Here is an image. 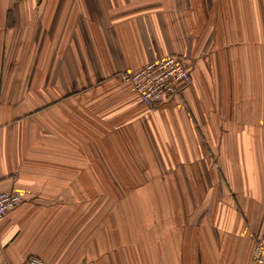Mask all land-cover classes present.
<instances>
[{"label": "crops", "instance_id": "crops-1", "mask_svg": "<svg viewBox=\"0 0 264 264\" xmlns=\"http://www.w3.org/2000/svg\"><path fill=\"white\" fill-rule=\"evenodd\" d=\"M166 55L191 79L149 107L119 72ZM144 169L188 213L162 262L258 264L264 0H0V192L23 198L0 217V264H143L122 199ZM212 194V220H191Z\"/></svg>", "mask_w": 264, "mask_h": 264}, {"label": "rangeland", "instance_id": "rangeland-1", "mask_svg": "<svg viewBox=\"0 0 264 264\" xmlns=\"http://www.w3.org/2000/svg\"><path fill=\"white\" fill-rule=\"evenodd\" d=\"M149 175L150 173L144 169L141 173V177L143 178L142 181L137 183H126L127 196L122 200L126 202V218L128 224L137 223L142 226V229L137 230V235H140L143 238V264H167L166 261L162 262L161 258L166 257L168 248L173 247L174 253H176L178 247L177 244L170 247L168 246L167 242L172 239V237H167L166 234L171 232L167 230V227H172L177 223H183L184 213L175 214L173 210L169 211L165 183L164 186H162L161 183L146 180L147 178H150ZM139 187L142 189V195L139 196L137 192L138 196L136 198H132L134 191H136L135 189ZM197 189L199 190V193H205V191H203L198 184ZM206 193L208 194L209 191H206ZM199 198L198 200H200ZM194 202L196 204L193 206L194 208L191 206H187L185 208L186 210L196 211L195 214L191 215V218L193 217L191 220L196 221L198 219L199 214L197 211L201 208H205L206 213L203 216H205L206 220H212L213 213H210L209 210H213L214 204L216 203V200L213 198V194L212 197L207 195L206 201L204 200L205 203L198 204L197 200ZM174 206H176L178 210L180 209L179 204H175ZM176 207L174 208L175 211ZM186 214L188 216V213ZM200 216L203 217L202 215ZM153 223H157V227L160 229H152ZM157 232L158 235H156ZM129 233L130 231L128 230V234ZM154 238H158L159 243L157 245L153 244L152 246L151 242L155 241ZM131 249L132 247H128V250ZM132 255L133 254L128 253V259L132 257ZM151 257L153 259L155 258L157 262H151ZM176 257L177 255L175 254V258Z\"/></svg>", "mask_w": 264, "mask_h": 264}, {"label": "built area", "instance_id": "built-area-1", "mask_svg": "<svg viewBox=\"0 0 264 264\" xmlns=\"http://www.w3.org/2000/svg\"><path fill=\"white\" fill-rule=\"evenodd\" d=\"M119 77L130 83L140 100L151 107L177 94L181 86L191 79L186 61L178 55H166L148 61L139 68L120 71ZM22 199L21 194L16 191L0 192V217L19 205ZM252 258L256 263L264 264V232L255 240ZM20 264L52 263L30 256Z\"/></svg>", "mask_w": 264, "mask_h": 264}]
</instances>
